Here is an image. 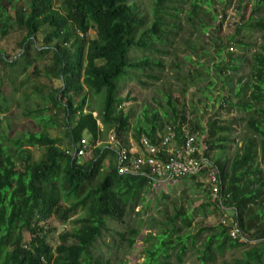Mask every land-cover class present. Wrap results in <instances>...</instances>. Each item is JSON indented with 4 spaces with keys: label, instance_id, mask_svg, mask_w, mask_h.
I'll use <instances>...</instances> for the list:
<instances>
[{
    "label": "trees",
    "instance_id": "trees-1",
    "mask_svg": "<svg viewBox=\"0 0 264 264\" xmlns=\"http://www.w3.org/2000/svg\"><path fill=\"white\" fill-rule=\"evenodd\" d=\"M230 2L151 0L149 20L140 11L139 0H0V38L14 31L23 33L18 58L8 59L0 51V87L8 82L12 92H19L16 80L30 77L27 72L32 67L36 76L55 86L30 85L31 94L47 105L41 108L33 101L31 108H23V115L32 117L44 130L48 122L57 121V116H51L56 110L64 116L69 137L67 148H62L61 140L45 131L20 133L14 138L0 132V264H103L97 241L105 235L119 238L118 242H103L107 252L114 245L119 250L120 241L128 252L139 240L142 264H187L188 252L197 264H217L218 260L221 264H264V0H253L246 21V8L239 2L238 15L245 22L235 24L224 43L219 9L224 18ZM180 11L189 24V40L184 45L196 57H184L192 65L185 73L173 67L176 79L185 81L181 94L194 86L192 94L202 95L209 103L216 90L218 111L235 112L239 117L223 124L213 115L204 125L199 112L205 114L211 106L204 103L199 108L190 103L186 113L184 99L181 95L174 98L170 90L163 96L164 106L153 99L159 109L144 107L142 119L131 127L129 113L121 110L128 98L119 96V85L130 77L159 82L166 69L162 57L179 37L181 25L175 18ZM251 30L259 32L257 43L249 39ZM90 31L95 32L93 37ZM171 36L174 40L169 41ZM47 54H51V63L40 72L38 63ZM242 65L248 72L239 75ZM28 89L21 92L22 101L30 99ZM88 95L100 99L99 112L89 106ZM233 121L243 124L237 137L240 146L225 158L235 141ZM167 127L173 130L178 145L185 132L205 136L203 156L218 171L221 193L228 196L223 205L232 212L245 242L232 240L221 224L194 223L197 214L216 212L197 175L181 179L179 194H202L204 200L198 207L192 208L194 198L170 201L161 194L155 202L162 204L164 213L173 207L171 216L164 220L150 216L148 222H135L132 225L137 227L125 232L109 230L108 222L121 225L138 207L149 206L152 181L147 169L135 175L118 174V150L96 147V143L110 130L119 148L128 150L130 139L141 150V138L157 144ZM83 137H88L92 149L91 157L84 160L72 155ZM53 217L73 225L58 235L54 247L48 244ZM138 225L145 227L146 235L140 237ZM238 249L240 258L224 260L227 252ZM117 264L126 263L120 260Z\"/></svg>",
    "mask_w": 264,
    "mask_h": 264
},
{
    "label": "rangeland",
    "instance_id": "rangeland-1",
    "mask_svg": "<svg viewBox=\"0 0 264 264\" xmlns=\"http://www.w3.org/2000/svg\"><path fill=\"white\" fill-rule=\"evenodd\" d=\"M240 2L241 7L246 8V16L244 17L245 21L247 20L250 11L252 10L253 6V0H231L230 4L226 8L224 18H222L221 15V8L220 11V17H218V21H222V28L220 32V38L222 42H224L226 37H230L233 34L235 24L244 22L241 21L239 15H238V9L237 6ZM139 4L141 6L140 11L147 15L146 19L151 20V0H139ZM184 11H180L178 13V17L175 18L176 21L179 22L181 25V30L178 32V39L174 40L173 36L169 38V41H173L168 47V55L165 57H162L166 63V69L164 73H161V78L159 82H155L154 80H148L147 78H142L140 80H133L131 77L128 78V81H123L119 85V96L121 98H128V102H124L122 104L121 110L124 113H129L130 115V124L131 127L134 126L137 119H142L141 115L143 113L144 107H148V110L150 111L152 108L159 109L158 105L153 101V99L157 100L161 106H164V99L163 96H165L167 93L172 90L173 97L176 98L179 95L184 99L185 105L184 110L186 113H189V105L190 103H194L199 108H204V103H208L204 100L203 96L196 93L192 94L195 91V87L192 86L186 94H181L182 84L185 83V81H178L176 78V71L173 68L174 66H177V68L182 69V73L186 72L187 70L192 69V65L189 63H185L184 57L191 56L192 60H194L196 57L191 53V51L184 45L185 42L189 40V24L182 19L184 15ZM41 33V32H40ZM259 32L257 30H251L249 31V39L252 43H257ZM39 35V34H38ZM95 35L94 31L89 32V36L93 37ZM23 36V33L21 31H14L12 33H9L4 38H0V51L3 55H5L8 59L12 58H18L20 55L19 50V42L21 41ZM40 36V35H39ZM42 36V35H41ZM40 36V37H41ZM205 37V36H204ZM202 38H200V43H202ZM40 42L38 46L40 47ZM225 43V42H224ZM203 44V43H202ZM69 49V48H68ZM67 49V50H68ZM230 53H235V49L228 50ZM243 53V52H241ZM51 54L45 55L40 62L38 63V69L40 72H42L43 67L45 65H49L51 63L50 61ZM249 57V54L247 55ZM205 60L206 58L203 57ZM200 62H203L200 61ZM248 72V67L246 65H242V69L238 73L240 74H246ZM2 74V71L0 69V76ZM28 75H31L30 77L26 78L25 76H22L20 79L16 80L15 87L19 89V92H12V87L8 82H4V84L0 87V98L6 99V102H1V109H0V132L4 133L5 135H9L11 138L16 137L20 133H39L41 131L47 132L51 137H56L61 140V147L67 148V144L69 143V137L67 135V129L63 123V115L62 114H56V110H53L51 113V116H57V121L55 123L48 122L45 126L44 130H41L37 125L36 122L32 119V117H25L23 115V108L28 107L31 108V103L35 101L36 104H39V107H44V104L39 99V97L34 96L31 94V89H28L30 85L34 84L37 88H40L41 86L44 87H54L55 84H50L43 76L35 75L33 73L32 67L27 72ZM20 82H22L23 87H21ZM144 84V85H143ZM200 86V85H199ZM28 89V93L31 95L28 99V101H22V93L26 92ZM44 90V89H41ZM213 90H215L213 88ZM22 92V93H21ZM218 91L215 90L214 94L211 95L212 100L208 103L211 107L206 109V113L199 112V114H203V124L205 125L208 118H211L213 115L220 119L223 124H225L227 121L234 120L235 118H238L239 115L235 112H232V114H227L223 111H218V103L219 100L217 99ZM89 97V106L92 108H95L96 112L100 111V99L98 97H95L93 95H88ZM200 100V101H199ZM77 102V101H76ZM182 102V100H181ZM203 103V104H201ZM4 108H7V112H3L2 110ZM93 116H96V113L93 114ZM219 116V117H218ZM189 119L192 120L193 116L189 115ZM232 124V130L233 135L232 138L237 139V137L243 132V124L242 123H235L234 121ZM98 126L100 129H102V126L100 122L98 121ZM186 131V130H185ZM131 135V132H130ZM162 135V134H161ZM84 139L88 140V137H83ZM201 138H205V136H202ZM199 138V139H201ZM130 143V147L135 149V144L132 143V141L128 140ZM116 139L112 131L106 132L102 138L98 140L96 143V147L98 146H105L114 148L116 146ZM229 150L227 153L224 154L225 158H228L231 154L230 149L232 148L231 145L228 146ZM214 152L210 153V156H212ZM39 156V152L35 153V157ZM108 160L106 159L105 162H103L102 169L106 170L108 166ZM182 181L179 180L178 182L174 183L171 186H165V187H151V192H149L147 202L151 203L147 208L145 207H138L134 213H132L128 219L121 225H118L116 223L108 222L109 230H114L116 232H125L128 228L137 227L134 226L138 224L140 221L148 222L150 216L154 217L156 220H164L167 215L171 216L173 214L174 208L170 207L169 210H167V213H164L165 209L163 208L162 204L155 202L156 197H159L161 194H165L169 196V200L178 201V198L181 197L182 199L188 198V200H195L193 201L192 208L198 207L204 200L202 197V194H196L192 195V191H186L185 195L179 194L182 190ZM194 198V199H193ZM209 201V198H208ZM178 204V203H177ZM216 210L214 214H197L194 223L198 224V226L204 225L207 227H211L213 225L220 224V217H222L220 211H218L216 208L212 207ZM164 209V211H163ZM142 210L141 214L139 216L136 215L137 212H140ZM158 212H161L159 214ZM227 216H231L232 212L230 210L225 211ZM136 222V223H135ZM135 223L134 225H132ZM148 224V223H147ZM49 227H51V232H49L48 235V244L50 246H56L58 244L57 239L58 235L67 232L71 230L70 227H73L71 222L66 221L63 222V224L56 218L53 217L52 221L49 223ZM54 228V229H53ZM138 228H140V237L146 235V230L144 226L138 225ZM24 238H27V233H24ZM119 241V238L114 236L108 235L104 236L101 240L97 241V246L100 249V252L102 254V263H105L108 260L116 259L115 261H111L110 264H117L118 261H125L126 264H142L144 260V256L141 254V247H140V241L137 240L134 248L127 252L125 249L126 244L122 241L119 242L120 249L117 250V247L115 245L111 247V250L107 252L106 247H104L103 242H111V241ZM71 243V241L69 242ZM68 243V244H69ZM250 244H253L250 243ZM241 256V249L235 250V251H229L225 254L224 260L231 262L233 259L240 258ZM187 264H193L196 263L194 257L189 256V252L187 253V256L185 257ZM197 264V263H196ZM217 264H221V260H218Z\"/></svg>",
    "mask_w": 264,
    "mask_h": 264
},
{
    "label": "built area",
    "instance_id": "built-area-1",
    "mask_svg": "<svg viewBox=\"0 0 264 264\" xmlns=\"http://www.w3.org/2000/svg\"><path fill=\"white\" fill-rule=\"evenodd\" d=\"M204 142L205 138L199 139L185 132L182 143L178 145L173 130L167 127L164 133L158 136L157 144H151L146 138H141L139 151L132 147L128 150L119 148L116 144V169L120 175H135L147 169L152 186L156 187L171 186L182 178L199 176L202 192L208 194L209 202L220 211V224L228 228L229 237L238 242H245L232 217L225 213L229 209L223 203L228 196L221 193L217 169L203 156L206 149ZM91 151L89 141L83 138L73 149L72 155L82 160L89 159Z\"/></svg>",
    "mask_w": 264,
    "mask_h": 264
},
{
    "label": "crops",
    "instance_id": "crops-1",
    "mask_svg": "<svg viewBox=\"0 0 264 264\" xmlns=\"http://www.w3.org/2000/svg\"><path fill=\"white\" fill-rule=\"evenodd\" d=\"M236 146H238V147L240 146L238 139L237 140L235 139L234 143L231 144L232 148L230 149V151L233 152L235 150ZM134 147H135V149H134L135 151H139L137 145H135Z\"/></svg>",
    "mask_w": 264,
    "mask_h": 264
}]
</instances>
